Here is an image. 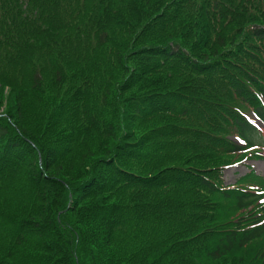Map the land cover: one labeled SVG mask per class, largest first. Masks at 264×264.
Listing matches in <instances>:
<instances>
[{
	"label": "trees",
	"instance_id": "16d2710c",
	"mask_svg": "<svg viewBox=\"0 0 264 264\" xmlns=\"http://www.w3.org/2000/svg\"><path fill=\"white\" fill-rule=\"evenodd\" d=\"M256 120L264 0H0V264H264Z\"/></svg>",
	"mask_w": 264,
	"mask_h": 264
},
{
	"label": "rangeland",
	"instance_id": "374dc122",
	"mask_svg": "<svg viewBox=\"0 0 264 264\" xmlns=\"http://www.w3.org/2000/svg\"><path fill=\"white\" fill-rule=\"evenodd\" d=\"M5 94L4 98H6V100L3 107L6 108V106H8L12 101V96H9V92L7 90L5 91ZM261 155L263 158H250L241 163L227 167L224 175L225 184H234L239 177L249 172L250 169L264 177V152Z\"/></svg>",
	"mask_w": 264,
	"mask_h": 264
},
{
	"label": "snow or ice",
	"instance_id": "6c2138e0",
	"mask_svg": "<svg viewBox=\"0 0 264 264\" xmlns=\"http://www.w3.org/2000/svg\"><path fill=\"white\" fill-rule=\"evenodd\" d=\"M240 142H241V143H244V141H243V140H241Z\"/></svg>",
	"mask_w": 264,
	"mask_h": 264
}]
</instances>
